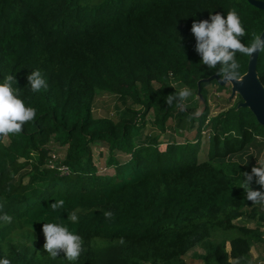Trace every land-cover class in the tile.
I'll return each mask as SVG.
<instances>
[{"label": "trees", "instance_id": "obj_1", "mask_svg": "<svg viewBox=\"0 0 264 264\" xmlns=\"http://www.w3.org/2000/svg\"><path fill=\"white\" fill-rule=\"evenodd\" d=\"M233 9L246 30L243 43L263 34L264 10L249 0H0V82L13 75L26 106L37 109L21 133L0 135V211L14 217L0 221V258L73 264L65 254L41 258L30 246L5 247L17 233L43 229L54 218L67 221L75 211L79 220L68 226L84 242L75 264H188L186 255L198 247L205 253L195 259L203 264L251 262L263 226L236 221L261 216L243 183L258 165L231 158L261 147L264 126L240 104L210 118L207 87L231 86L204 82L218 76L219 66L201 62L191 32L195 21L215 13L226 18ZM237 59L240 79L250 56ZM37 69L48 88L34 93L28 75ZM258 74L264 85V51ZM173 81L201 94L199 116L181 111L175 98L166 103L179 91ZM99 93L129 99L144 113L128 108L118 120L96 118ZM151 111L163 127L178 118L183 130H196L197 141L161 144L145 130ZM208 128V158L200 160ZM56 148L63 153L56 151L52 163ZM95 149L108 150L111 172L97 168ZM249 187L264 192L256 178ZM58 199L65 205L52 212ZM99 239L114 243L97 247Z\"/></svg>", "mask_w": 264, "mask_h": 264}, {"label": "clouds", "instance_id": "obj_2", "mask_svg": "<svg viewBox=\"0 0 264 264\" xmlns=\"http://www.w3.org/2000/svg\"><path fill=\"white\" fill-rule=\"evenodd\" d=\"M191 32L196 39L195 51L202 58L201 62L209 69L219 66L217 75L224 81L235 80L240 76V62L237 53L251 56L254 53L264 51V34L257 35L250 44L243 43L241 38L245 36L246 30L243 26L240 14L236 10L227 12L226 18L221 13L210 14L209 19L195 21ZM29 86L32 92L37 93L48 88V82L40 70H34L28 75ZM16 82L13 75H8L0 82V135L19 134L24 125L36 118L37 109L26 106L20 96V89L14 87ZM28 86V87H29ZM187 87L175 91L169 95L166 103L171 105L173 98L176 99L177 107L181 111L185 108V101L191 96ZM258 166L253 167L251 173H244L243 180L246 191V199L254 203L264 202V192L253 190L249 184L256 178V182L264 186V161L257 159ZM65 205L63 199H58L50 205L52 212H57ZM2 209V205H0ZM105 218L113 216L112 211L103 213ZM14 217L0 211V221L11 224ZM79 217L75 211L68 212L67 221L61 217L54 218L43 224L45 236L44 249L48 255L55 259L62 251L66 259L77 262L83 251V237L72 231L68 224H75ZM0 264H11L6 258H0Z\"/></svg>", "mask_w": 264, "mask_h": 264}, {"label": "rangeland", "instance_id": "obj_3", "mask_svg": "<svg viewBox=\"0 0 264 264\" xmlns=\"http://www.w3.org/2000/svg\"><path fill=\"white\" fill-rule=\"evenodd\" d=\"M172 84L178 90L185 88V86L179 85L176 81H173ZM218 87H220L218 84H212L207 87L208 96H209L210 118L214 117L215 115H218L220 112L224 111V109L227 110L228 108L230 109L231 107L240 104V100H239L240 96L238 94L233 96L232 87L222 91ZM190 91L192 94L185 101L184 111H188L192 116H199L204 110L205 102L198 91H194L191 89ZM228 102L231 104L223 108L225 105L228 104ZM128 108H132L135 110V112L138 113L139 112L144 113V109H142L140 106H138L129 99L125 100L120 96L114 94L99 93L94 104L93 112L96 118H112L118 120L124 113H128L129 111ZM155 119H156L155 114L151 111L149 115L146 117L147 124L145 130L146 133H149L151 135H158L159 142L161 144H165L167 142L183 143L188 140H192L193 142L197 141V138H195L196 130H191V131L183 130L182 127L179 125L178 118L169 119L166 127H163L160 125V123L155 122ZM196 125L198 126V124ZM210 132L211 131L209 128L204 129V133L202 135L201 144H200L201 145L200 160H206L208 158ZM258 141L261 142L263 147L250 146L243 152L239 153L238 155L233 156L231 160L238 161L247 168L253 164L258 165L257 159L264 161V145H263L264 142L261 139H259ZM56 151H61L63 153V151L60 150L59 148L54 149V153L52 154V157L50 159L52 163H56L53 160L56 161V157L59 156L56 153ZM107 155H108V150L106 149L94 150V162L97 168H99L100 172H106L108 170L105 169V160H106L105 157ZM108 171L111 172L112 169ZM262 209L264 210L263 204H262ZM260 213H264V212L260 210ZM253 222L254 221L252 219L247 220L245 218L236 221V223L240 225L255 227L256 224ZM98 241L100 242L94 244L97 247H101V246L107 247L114 243V241H110V240L99 239ZM45 242L46 240L43 233V229L36 228L35 231L28 230L17 233L15 236L12 237L11 242L8 243L9 245H7L5 249L9 247L19 248L24 246L26 247L30 246L32 249H37L38 255L41 258H48L50 256L48 255L47 251L44 249ZM204 253L205 252L203 248L201 247L195 248L186 255L185 260L188 264H203L202 262L195 259V254L202 255ZM63 254L64 253L61 251L58 257H61Z\"/></svg>", "mask_w": 264, "mask_h": 264}, {"label": "water", "instance_id": "obj_4", "mask_svg": "<svg viewBox=\"0 0 264 264\" xmlns=\"http://www.w3.org/2000/svg\"><path fill=\"white\" fill-rule=\"evenodd\" d=\"M249 2L253 6L264 10V1L249 0ZM259 54L260 52L250 56L248 72L240 79L224 81L219 76H214L204 82L217 81L222 86L230 84L233 96L238 94L242 100L240 106L250 109L258 122L264 126V85L258 74Z\"/></svg>", "mask_w": 264, "mask_h": 264}, {"label": "crops", "instance_id": "obj_5", "mask_svg": "<svg viewBox=\"0 0 264 264\" xmlns=\"http://www.w3.org/2000/svg\"><path fill=\"white\" fill-rule=\"evenodd\" d=\"M264 205V202H261ZM258 204V213L261 216H258L257 219H253V223L262 224L263 232H264V213H260V210L264 212L262 209V204ZM252 260L249 264H264V241L261 243L254 244L251 248Z\"/></svg>", "mask_w": 264, "mask_h": 264}, {"label": "built area", "instance_id": "obj_6", "mask_svg": "<svg viewBox=\"0 0 264 264\" xmlns=\"http://www.w3.org/2000/svg\"><path fill=\"white\" fill-rule=\"evenodd\" d=\"M66 170L68 171V168H64V169H63V171H65L66 173H68Z\"/></svg>", "mask_w": 264, "mask_h": 264}]
</instances>
